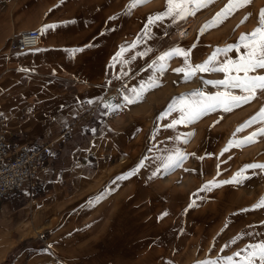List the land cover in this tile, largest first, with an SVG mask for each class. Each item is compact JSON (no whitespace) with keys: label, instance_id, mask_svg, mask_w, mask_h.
Instances as JSON below:
<instances>
[{"label":"crops","instance_id":"crops-1","mask_svg":"<svg viewBox=\"0 0 264 264\" xmlns=\"http://www.w3.org/2000/svg\"><path fill=\"white\" fill-rule=\"evenodd\" d=\"M132 2L0 0V111L7 141L48 147L35 183L0 198V264H229L226 257L243 264L247 253L242 250L264 241V208L256 207L263 199L258 190L264 185V169L246 168L264 165V142L242 148L232 172L208 177L213 169L205 162L228 137L232 124L249 121L264 107V93L230 112L218 108L182 123L183 130L181 124L165 127L172 121L158 117L166 111L170 87L182 92L174 99H192L196 90H224L205 83L214 80L211 71L187 81L180 77L184 73L174 69L187 67L183 55L159 59L178 47L196 65L224 49L217 46L220 42L216 45L219 36L215 41L208 31L215 24L201 32L216 9L187 16L196 25L193 43H203L195 54L189 41L176 43L171 34L185 19H156L166 11V0L130 7ZM261 9L264 0H251L227 17V46L259 26ZM30 28L39 31L38 45L13 48L17 34ZM151 30L159 33L154 40ZM245 52L243 47L230 51L222 62ZM258 72L264 75V70ZM133 78L136 89L152 80L159 86L137 103L124 104L130 90H122L118 102L106 98L109 89L132 85ZM125 105L128 113L123 117ZM179 117L176 111L174 119ZM261 127L264 123H254L253 132ZM167 143L180 146L177 150L184 155L180 166L169 171L162 164ZM174 180V185L192 187L189 204L175 214L168 211L166 196V186ZM199 186L205 187V196H199ZM171 230H180L174 232L178 238L169 239ZM226 233H231L228 238ZM187 234L222 236V247L207 256L183 253L174 259L171 251H182Z\"/></svg>","mask_w":264,"mask_h":264},{"label":"snow or ice","instance_id":"snow-or-ice-1","mask_svg":"<svg viewBox=\"0 0 264 264\" xmlns=\"http://www.w3.org/2000/svg\"><path fill=\"white\" fill-rule=\"evenodd\" d=\"M147 2H149V0H133L130 7H136L139 4ZM210 2H212V0H166V11L157 14L156 19H162L165 16L174 19H185L187 16L195 15L197 10L206 7ZM250 3L251 0H229L225 8L216 14L213 21L208 22L202 27L201 32L210 24L214 25L222 22V20L231 15L233 11L245 7ZM250 15L249 13L244 19L247 20ZM150 22L152 21L150 20ZM243 22L244 21H242V23ZM48 27L53 26L49 25ZM241 47L246 49V52L240 55L238 59L232 60L226 58L223 62L219 63V66H217V63H214L217 62L219 55L223 54L226 56L228 52L233 50L238 52ZM176 55H183L185 57V64L187 67L174 69V71L178 73H184L185 81L195 76L198 72H222L224 73V79L205 81V83L213 84L214 86H222L224 90L214 94H205L203 91L196 90L190 94L192 99H187L183 95L179 99H174L173 102L169 104L167 111L162 113L158 119L167 117L173 111H178L180 117L179 119L172 120V122L165 125V127L175 128L177 124L191 123L218 108L223 109L225 112H230L233 108L248 104L251 100L256 98L258 92L264 93V75L258 72V70H264V9L260 11L259 26L256 29L249 34H241L238 44L228 45L224 49H216L208 60L203 63L191 65L188 61L189 53L178 47L165 52L159 59L161 61H166ZM164 70L165 66L161 64L160 71L163 72ZM158 86L159 85L154 80L142 83L139 89H131L130 91L133 93V96L131 98L129 96H124V101L128 104L137 103L143 98L145 92ZM232 90H238L241 94H236ZM257 122L264 123V107H262L249 121H246L244 125L238 127L237 132L243 131L244 128L250 127ZM260 136H264V127L259 128L248 137L239 141L238 145L254 143L256 142V138ZM183 159L184 155L179 151L162 158L165 171L179 167ZM246 168L264 169V165L250 164L247 165ZM229 182L230 181H225L224 183ZM256 207L264 208V199H262ZM242 251L247 253L244 257L243 264H257V261H259V264H264V241L257 244H250ZM235 255L240 256V253L238 252ZM225 259L229 264H232L233 257H226ZM202 264H217V262L205 261L202 262Z\"/></svg>","mask_w":264,"mask_h":264},{"label":"rangeland","instance_id":"rangeland-1","mask_svg":"<svg viewBox=\"0 0 264 264\" xmlns=\"http://www.w3.org/2000/svg\"><path fill=\"white\" fill-rule=\"evenodd\" d=\"M226 2H228V0H212V3L213 4H207L206 7H203V8H200V9H206L207 7L209 8H212L213 9H219L218 11L214 10L217 14V12H221L222 9L225 8V6H223L224 4H226ZM223 6V7H222ZM198 11V10H197ZM196 11V12H197ZM196 14L193 15L194 17H196ZM214 14V12H213ZM215 14V16H216ZM187 18H185V20H182L184 21L183 23L181 21L177 22L174 26H173V29H172V33H174L176 39H177V42H183V41H189L188 42V45L190 46L189 49H190V52L192 51V53H195L197 54V49H202V45L203 43H200V42H196V43H193L192 41V38L194 36V34L196 33L195 29H196V25L195 23H193L191 20H187ZM227 19V18H226ZM226 19H223L222 22H219V23H216L215 24V28H209L208 31H211L213 32V40L216 41V38L219 36V39L220 41L216 42V45L220 42V44H218L217 46H220L221 48H225L227 46V42H226V39H225V33H226ZM191 24V26L189 25ZM194 24V25H193ZM188 27V30L184 33L185 35L180 39L178 37L177 34V30H179L180 28H183V27ZM159 33L156 31V30H151V38L152 40H154L153 38H156L155 36H158ZM224 38V39H223ZM175 43V44H176ZM215 49H216V46H215ZM197 56V55H196ZM222 57H223V54L219 55L218 56V59H217V66H219V63L222 62ZM205 76V74H203ZM169 78V75L167 76ZM180 77L184 78V75H180ZM209 77H212L214 78L213 81H216V80H222L224 79V73H217V72H214L213 75H210ZM134 79V82L132 83V85H130V83H122L120 85H116L117 87L120 88L119 90V93L116 92V93H113V94H110L109 96H107L106 98H111V101H120L122 99V96H121V92L122 90H131L133 89V87L136 85V78H133ZM176 87V86H175ZM113 88H116V87H113ZM171 88V91L168 92V96L169 94L171 93L170 97L168 98V103H167V107L164 108V110L167 111V108L169 106V104H171L175 98V96L177 95H180L182 92L180 91H174V88L170 87ZM108 92V91H107ZM218 91H211V92H208L205 93L206 94H214ZM111 93V92H110ZM130 98L133 96V93L130 91ZM107 94V93H106ZM102 99H100V104L101 103ZM124 104L125 101H124ZM94 108V107H92ZM157 111V109L153 108V114H155ZM165 111V112H166ZM125 113H128L127 111V108H126V105L124 106V111L122 112V115ZM176 113V111H173L170 115H168L167 117H165L164 119H162V121L164 122H170L172 120H174V114ZM208 114V113H207ZM123 115V117H124ZM245 123L243 124H232L231 125V131L228 135V137L221 142V144H219V148L214 152V154L210 155L206 160L205 162H207V164L209 163V167L212 171H210L208 174V177H216V176H220L223 172L226 171V169L228 170H234L236 168L238 164V162L240 161V150L242 148H245V147H256V146H259V144L261 142H264V139H257L256 138V142L254 143H251V144H244V145H238V142L243 140L245 137H248L251 133H253V127H254V124H252L250 127H246L244 128L243 131H240V132H237V128L240 127L241 125H244ZM184 124H181V129L180 130H183L184 127H183ZM186 125V124H185ZM167 146V150H166V156L169 155V154H174L175 152H177L178 150V147L180 146H177L176 144L174 143H167L166 144ZM177 147V148H175ZM227 149V150H225ZM213 165V166H212ZM258 170H262L261 168H259ZM214 174V175H213ZM173 182V181H172ZM172 186H170L171 184H168L166 186V196H167V205H168V211L170 212H174L177 213V212H182L183 211V208L189 204V200H190V195H191V191H192V187L191 186H188V187H182V186H179V185H174L176 183V181L174 180V182L172 183ZM158 189V188H156ZM194 189V188H193ZM205 187H201L199 186L198 187V191H199V196L202 197V196H205L207 191L205 190ZM158 191V190H157ZM259 194L262 195L263 199H264V185L263 186H260L259 188ZM213 192V191H212ZM215 192V191H214ZM222 190L220 191V193H218L217 195L221 196L222 195ZM210 194V197L213 198L214 196L216 197L215 193H209ZM229 194V193H226V195ZM219 196V197H220ZM217 200L216 203L217 204H221V200L220 198H216ZM215 203V204H216ZM173 216V214H172ZM172 218L170 217V220ZM145 231V230H143ZM173 232V235L172 236H169V239L173 238V239H176L178 238V236L176 234H174V232L176 231V233H179L180 230H171ZM235 232V231H234ZM254 232L256 234H259L260 231L258 230H254ZM263 232V235H264V230L262 231ZM2 233V232H0ZM146 233V232H145ZM236 233V232H235ZM147 234V233H146ZM231 234V233H230ZM228 234V236L230 235ZM227 236V233H226V238H228ZM187 237L184 241V246H183V249L181 252H176L174 253L173 251H171L173 253V258L174 259H177V258H181L183 256V253L185 254V256L187 255L188 257H191V253H194L193 257H203V256H207L209 254H214L216 251H218L222 245H221V240H222V236L221 237H217L216 235H208V234H195V235H191V234H187ZM2 238V235H0V240ZM138 239V241H141V239H143L142 237H136ZM4 240V239H2ZM173 241L169 242V244H171ZM1 243V241H0ZM228 248V246H226V249ZM1 253H2V250L0 248V257H1Z\"/></svg>","mask_w":264,"mask_h":264},{"label":"built area","instance_id":"built-area-1","mask_svg":"<svg viewBox=\"0 0 264 264\" xmlns=\"http://www.w3.org/2000/svg\"><path fill=\"white\" fill-rule=\"evenodd\" d=\"M38 38L37 28L26 29L17 34L11 46L17 50L31 48L38 45ZM7 134L6 118L0 111V198L25 186L31 187L48 153L47 144L30 146L17 140L8 142Z\"/></svg>","mask_w":264,"mask_h":264},{"label":"bare ground","instance_id":"bare-ground-1","mask_svg":"<svg viewBox=\"0 0 264 264\" xmlns=\"http://www.w3.org/2000/svg\"><path fill=\"white\" fill-rule=\"evenodd\" d=\"M190 26H191V24H190ZM188 30V27L186 26V27H183V28H180L179 30H177V32H179L178 34H176V35H178V37L181 39L185 34V32ZM177 37V36H176ZM38 43H39V39H38ZM119 90H120V88L119 87H116V88H112V89H109L108 90V93H107V96H109L110 94H112V92H118L119 93ZM111 92V93H110Z\"/></svg>","mask_w":264,"mask_h":264}]
</instances>
